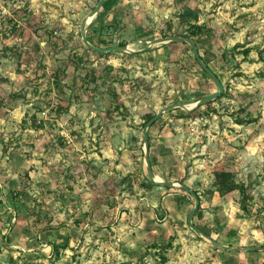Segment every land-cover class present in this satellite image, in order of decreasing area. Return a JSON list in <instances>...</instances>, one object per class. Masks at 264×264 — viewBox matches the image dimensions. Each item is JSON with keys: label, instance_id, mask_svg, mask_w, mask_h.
I'll return each mask as SVG.
<instances>
[{"label": "rangeland", "instance_id": "obj_1", "mask_svg": "<svg viewBox=\"0 0 264 264\" xmlns=\"http://www.w3.org/2000/svg\"><path fill=\"white\" fill-rule=\"evenodd\" d=\"M98 1L0 0V263L263 264V255L231 257L199 237L187 223L190 195L142 187L151 180L146 114L177 99L192 104L218 88L188 44H158L133 56L86 50L82 20ZM183 4L199 8L208 26L199 50L225 96L215 111L203 107L192 118L175 111L157 123L173 133L172 165L160 177L198 192L194 223L209 235L226 245L263 246L264 0H110L99 31L114 45L142 50L148 41L187 33L178 19ZM150 159L155 170L157 157ZM223 169L250 186V214L238 193L216 191L214 173ZM13 191L20 192L18 215L9 203ZM40 213L49 218L39 225L73 234L59 252L49 243L57 240L53 231L36 239ZM170 238L163 263L154 244Z\"/></svg>", "mask_w": 264, "mask_h": 264}, {"label": "trees", "instance_id": "obj_2", "mask_svg": "<svg viewBox=\"0 0 264 264\" xmlns=\"http://www.w3.org/2000/svg\"><path fill=\"white\" fill-rule=\"evenodd\" d=\"M109 1L110 0H107L103 4V6H102V8L100 10L99 16L92 22V24L90 25V28H89V30L87 32V37H88L89 41L92 44H94L95 46L101 47V48H107V47L114 46V43L112 42V40H107L106 38H104L101 35L100 31H99V28L104 27L103 25L105 23V17H106V14L109 12V6H108L109 5ZM178 19L180 21V24L182 26H184L186 28V31H187V33L184 34L183 36L192 39L196 43V45H197V47L199 49V42H198L197 39H198V37H203L205 31L208 29V26H207L206 23H204V22L200 23V20H201L200 9L197 8V7H191L188 4H183L181 10L178 13ZM108 25L109 24H107L106 26H108ZM166 35L167 34H164L163 36H166ZM169 43L187 44V43H183V42H169ZM119 45L124 46V45H126V43L122 42V43H119ZM239 47H241V44L240 43H236L229 51L232 52L233 54H235L236 53L235 51H238ZM189 49L192 50L190 46H189ZM86 50H90V49L86 48ZM93 52L96 53V55H99V56H105V55L113 54V52H107L105 54H100V53H98L96 51H93ZM199 52H200V50H199ZM250 52H251L250 48H246L243 51V53L245 55H248ZM133 55L134 54L130 53V56H133ZM201 57H202V59H204L205 63L210 67L209 62L204 57V54L203 55L201 54ZM193 58H194L196 66L199 68V70L202 71L203 74L206 77H209L204 72V70L198 65L194 54H193ZM204 96H206V94L200 95L198 97V99H200L201 97H204ZM223 96H225V93H223L218 99L222 98ZM3 100L4 99H2L1 101H3ZM216 100H214L212 102H209L206 105L197 107L196 109H194L191 112H187V111L179 109V108L171 109L168 112L164 113L162 115V117L160 119H158L152 125V127L155 126L161 119H163L166 114L175 113V111L180 112V114L177 117H181V118L182 117H184V118L197 117V115L199 113H201L203 107H207V108L211 109L210 111H215L212 105H213V103ZM174 102L179 103V102H184V101L180 100V99H177ZM154 115L155 114H146V116L144 118L143 126ZM149 132H150V129H149ZM149 141H150V136H149ZM151 164H152V166L154 165L152 161H151ZM214 178H215L214 186L216 188V191L221 196H224V195H227V194H231V193H238L239 196H240L239 202H240L242 210L245 213H248V214L251 213L250 203L252 201L251 200L252 199V195H251V191H250V186L249 185H246L243 182H238L237 179H236V174L234 172L230 171V170H224L223 169V170H220V171H216L214 173ZM141 185H142V187H144L145 189H148V190H151L155 186H159V185L153 184L151 182V180L150 181L144 180V181H142ZM165 188L167 190H171V189L172 190H179V191H182V192L188 194L187 192H185L184 190H181V189H173V188H168V187H165ZM195 192L198 194L197 191H195ZM19 196H20V192H14L13 191V192H11V195L9 197V201H10L9 203L13 206L16 215H18V206H17L18 203L17 202L19 201ZM198 197L200 199L199 195H198ZM2 202L3 201L0 200V205H4V203H2ZM7 213H8V211H7ZM9 213H10V217H12L13 213H11V212H9ZM86 215L87 214H83V216H82L83 220H84V217ZM196 215L197 216H201V206H199V209L197 210ZM41 217H46V218L48 217L49 218V214H43V215H42V213L38 214V218H37L36 221H39V223L35 222V224H34V228L37 229V232H38L36 239L37 240L41 239L42 236H39L41 234L42 235L43 234H50L53 231L55 233V235H56V238H57L56 241L51 240L49 242L50 245L53 247V251L59 252L60 248L68 246V243L67 244H63V241L67 240V242H68L70 240V237L73 234L72 233H67V234L63 235V234L60 233V230H58V228H55V227L51 226L49 223L46 226H43L44 224L39 225L40 223H42V219L43 218H41ZM196 225L198 227H200L203 231H205V229L202 228L200 225H198V224H196ZM13 229H14V227L12 226V224H10L9 225V233L7 232V233L3 234V237H2L3 238V244L5 246H9L10 243L12 242V232L11 231H14ZM25 230L28 231V232H32V226L31 225L26 226ZM154 247L158 248V254L161 257L162 262L164 263L165 261H167V251L173 247V240H172V238H170L166 243H161V244L156 243V244H154ZM215 250H218V249L215 248ZM222 251L225 252V253H229L231 255V257L237 256L238 254H240V252L225 251V250H222ZM247 254L250 255L251 257H253L255 259V261H258V259H260L262 255L264 256V251H250V252H247ZM30 261L31 260H27L26 262L28 264H31L33 261L32 262H30ZM226 263L227 262H225V264ZM263 264H264V262H263Z\"/></svg>", "mask_w": 264, "mask_h": 264}, {"label": "water", "instance_id": "obj_3", "mask_svg": "<svg viewBox=\"0 0 264 264\" xmlns=\"http://www.w3.org/2000/svg\"><path fill=\"white\" fill-rule=\"evenodd\" d=\"M107 0H99L96 4V6L93 8V10L82 20V26H81V38L84 46L92 51H96L100 54H105L107 52H117V53H131V54H136V53H142L151 50L154 46L158 44H163V43H169V42H183L187 43L195 56V59L198 63V65L204 70V72L209 76V78L214 82L218 88V90L214 93L208 94L204 97H201L200 99L194 101L192 104L190 103H171L168 105H165L162 107L148 122L145 123L142 134H143V147H144V161L147 166V171L150 174L151 177V182L155 185L159 186H164L168 188H173V189H181L187 192L193 199L194 201V207L191 210V212L188 215L187 218V223L189 227L202 239L206 240L208 243H210L213 247L219 249V250H225V251H233V252H250V251H264V246H246V247H237V246H231V245H226L217 240L215 237L209 235L205 231H203L200 227H198L194 223V217L196 215L197 210L199 209L200 206V199L198 197V194L191 189L190 187L176 183V182H171L167 181L163 178H161L157 173L154 171L153 166L151 164L150 160V141H149V129L152 127V125L162 117V115L166 112H168L171 109L174 108H179L182 110H185L187 112H191L197 107L203 106L208 104L209 102H212L216 99H218L222 93L224 92V86L223 83L221 82L220 78L217 76V74L205 63L204 59H202L201 54L199 52V49L196 45V43L184 36H167L163 38H158L154 39L151 41H148L146 43L145 49L142 50H132L129 46L124 45H114L111 47L107 48H101L97 47L94 44H92L88 37H87V32L90 28V25L92 22L99 16L100 10L103 6V4Z\"/></svg>", "mask_w": 264, "mask_h": 264}, {"label": "crops", "instance_id": "obj_4", "mask_svg": "<svg viewBox=\"0 0 264 264\" xmlns=\"http://www.w3.org/2000/svg\"><path fill=\"white\" fill-rule=\"evenodd\" d=\"M136 55V54H134ZM143 55V54H139ZM123 101V102H122ZM122 103L126 107H130L131 104L127 100H121ZM139 102L137 99H134L135 107H141V104H137ZM140 103V102H139ZM169 121H172L170 119ZM169 127H163L161 125L156 124L150 129L149 136H150V156L157 157V161L159 165L155 166V170L159 176L165 177L167 174L169 167L172 165L170 164V153L172 152L170 149L173 148V133H169ZM164 166H166V171L163 170ZM238 256L239 258H249L247 252H240ZM225 263V262H224Z\"/></svg>", "mask_w": 264, "mask_h": 264}]
</instances>
